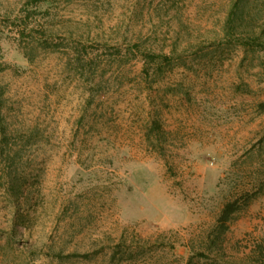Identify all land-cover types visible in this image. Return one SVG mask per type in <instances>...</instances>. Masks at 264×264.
Returning a JSON list of instances; mask_svg holds the SVG:
<instances>
[{
	"label": "rangeland",
	"instance_id": "rangeland-1",
	"mask_svg": "<svg viewBox=\"0 0 264 264\" xmlns=\"http://www.w3.org/2000/svg\"><path fill=\"white\" fill-rule=\"evenodd\" d=\"M8 173L0 264H264V0H0Z\"/></svg>",
	"mask_w": 264,
	"mask_h": 264
},
{
	"label": "trees",
	"instance_id": "trees-1",
	"mask_svg": "<svg viewBox=\"0 0 264 264\" xmlns=\"http://www.w3.org/2000/svg\"><path fill=\"white\" fill-rule=\"evenodd\" d=\"M240 2L244 4L245 0H240ZM241 15H243L242 12ZM5 178L7 181V185L4 187V189H2L3 197L5 198L6 203V207L4 208L8 209L10 213H7L8 218L0 217V230L6 233L5 242L8 247L14 248L17 244H24L23 248L31 253L36 245L33 243L29 244L28 241L24 243L23 241L24 233L22 232V228H24V225L22 222L23 219L20 216V211L22 208L19 196L20 188L16 183L17 180L11 173H8ZM240 203L241 200L238 199L228 203L224 207L214 229V232H218L216 238H218L219 235L226 234L230 230L231 225L235 221V219H233V216L239 213L243 208ZM246 206L248 207L249 203H246ZM212 240L213 239H211V242ZM25 250L24 252H26ZM58 256L59 258H61L63 255L59 253ZM71 257H78V254L74 253L73 255H71Z\"/></svg>",
	"mask_w": 264,
	"mask_h": 264
}]
</instances>
